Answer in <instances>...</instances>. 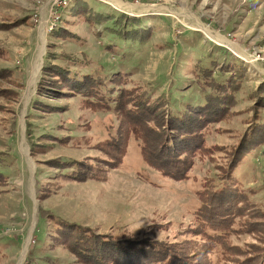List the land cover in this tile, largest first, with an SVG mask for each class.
I'll use <instances>...</instances> for the list:
<instances>
[{
    "label": "rangeland",
    "instance_id": "obj_1",
    "mask_svg": "<svg viewBox=\"0 0 264 264\" xmlns=\"http://www.w3.org/2000/svg\"><path fill=\"white\" fill-rule=\"evenodd\" d=\"M74 1L0 0V171L9 179L0 186V264H47L46 257L82 264L64 244H53L57 233L46 211L116 238L148 233L168 241L187 239L196 247L205 243L210 264H256L264 250L257 256L264 241V138L234 171L242 202L216 212L234 231L228 253L191 229L202 204L199 192L205 197L202 191L211 195L217 189L231 151L251 125L264 124V0H87L94 10L140 17L148 27L142 42L110 33L105 28L110 22L71 15ZM56 25L68 38L50 35ZM49 52L84 53L90 63L74 65L77 69L126 73V82L115 89L145 91L151 101L163 97L175 113L204 102L208 88L197 73L201 65L233 58L247 76L230 114L208 126L207 150L186 179L175 180L144 161L133 133L122 163L108 168L94 145L109 137L111 124L115 132L122 118L114 110L84 109L73 95L48 90L40 96L38 81ZM55 61L66 64L64 58ZM36 98L46 105L33 107ZM145 118L135 120L144 130ZM28 123L39 143L34 154ZM150 136L158 137L153 130ZM58 158L108 170L103 179H69L54 166Z\"/></svg>",
    "mask_w": 264,
    "mask_h": 264
},
{
    "label": "trees",
    "instance_id": "obj_2",
    "mask_svg": "<svg viewBox=\"0 0 264 264\" xmlns=\"http://www.w3.org/2000/svg\"><path fill=\"white\" fill-rule=\"evenodd\" d=\"M70 14L96 23L110 22L111 25L105 28L123 40L142 42L147 37L148 27L142 25L140 17L121 12L94 10L88 7L87 0H75L70 8ZM50 35L55 38H68L69 33L56 25ZM58 58H64L66 64L56 62ZM87 59L84 53L82 57H78L72 53L49 52L38 81V94L43 96L45 91H56L63 95L79 97L81 107L84 109L114 110L122 121L124 120L123 123L121 121L119 127H115V132H111L114 128L111 124L110 130L108 129L109 137L94 145L104 155L102 160L107 161L108 168L115 169L122 163L128 151V139L133 133L141 141L144 161L175 180L186 179L194 168L200 152L207 150L205 143L208 126L220 123L230 114V108L236 102L237 91L247 76L243 63L233 58L230 60L231 63L212 60L208 66L201 65L197 73L202 79V86L208 88L207 92L205 90L204 102L188 104L185 109L175 113L168 106L167 99L163 97L151 101L145 91L137 93L138 90L134 88L121 87L120 91L115 89L126 82V73L116 72L109 76L104 75L100 69L82 70L74 66L79 63L89 64ZM263 88L262 86L261 90H264ZM43 105H46V102L39 98L32 101V106L36 109H41ZM145 116L148 129L144 130L143 124L135 120H142ZM28 127L27 136L34 154L39 143L34 141L30 133L31 123H28ZM152 130L157 133V138L150 136ZM263 138L264 124L255 122L244 134L242 141L231 151L232 158L225 168L226 173L221 174L222 183L216 190L211 191V195L209 191H202L205 194L203 197L199 192L202 204L195 212L196 225L191 230L195 233L199 230L197 234L202 235L204 242L211 244L212 248L219 247L223 253H228V237L234 231L230 232L225 217H220L216 212L218 210L221 214L224 208H230V202L234 205L242 202L239 200L242 192L237 188V181L233 178L236 177L234 171L241 167L243 159L250 151L261 146ZM2 154L0 152V160L3 161ZM53 161L56 164L54 166L62 170V175L69 179L71 177L103 179L108 170L105 165H101L103 168L94 167L74 158L68 160L58 158ZM8 180V176L0 171V186L7 184ZM39 190L40 184L37 189L38 195L41 194ZM41 210L45 212L43 208ZM47 213L53 219L57 233L52 239L53 244H64L82 264H210L206 249L203 248L205 243L202 247H196L187 239L168 241L148 233L141 235L139 239L116 238L111 233L98 232L89 226L70 222L51 211H46L45 214ZM262 243L257 250V256L260 255L261 249H264V241ZM46 258L47 264H57L52 258ZM238 262L244 264L249 261ZM256 264H264V250Z\"/></svg>",
    "mask_w": 264,
    "mask_h": 264
}]
</instances>
